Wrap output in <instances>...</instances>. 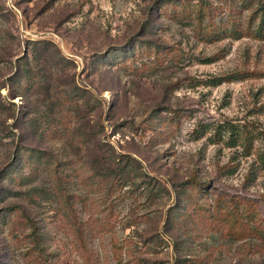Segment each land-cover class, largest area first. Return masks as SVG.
<instances>
[{"label": "rangeland", "instance_id": "1", "mask_svg": "<svg viewBox=\"0 0 264 264\" xmlns=\"http://www.w3.org/2000/svg\"><path fill=\"white\" fill-rule=\"evenodd\" d=\"M263 1L0 0V264H264ZM207 21L228 30L202 37ZM37 54L68 95L55 110L2 86ZM21 101L42 135L13 127ZM217 204L263 236L216 227Z\"/></svg>", "mask_w": 264, "mask_h": 264}, {"label": "trees", "instance_id": "2", "mask_svg": "<svg viewBox=\"0 0 264 264\" xmlns=\"http://www.w3.org/2000/svg\"><path fill=\"white\" fill-rule=\"evenodd\" d=\"M230 9L232 7L230 6ZM260 10L259 13H255L256 11ZM193 13V19L201 22L202 21V16H207L210 13V9H207L206 3H203L202 1H199L195 4L194 8H192ZM259 14V15H258ZM253 18L258 19L256 27L258 30H262L264 32V1L263 3L258 7V9H255L253 14L251 13L250 21H252ZM214 23H210V21H207L203 25V27H199V34H201L202 37H209L211 35H214L216 33V30H220L223 32H227L228 28L221 27L220 29H217V25ZM234 26V30L236 31H241L243 29H246L249 31V20L246 23L245 26L236 24L233 22L232 24ZM35 43H45L46 40H35ZM141 44L148 46L149 43L142 42L140 41ZM152 47L155 49L159 48L158 44H151ZM150 46V45H149ZM50 59H48L45 55H35L33 58H29L28 55H23L21 57L17 58V64L15 70L11 72L2 84V86L6 87V95L10 99L11 103H15L13 98L15 96L20 95L21 97L24 96V94L28 91L29 88L35 89V92L38 93V95L43 96V98H50L47 102H50V105L52 106L49 108L50 110L53 109L55 110V107L58 105L62 107L64 104V98H66L68 95L64 94L61 95L63 96L60 98V95L55 91L52 92L51 89V84L48 83L49 80H47L45 76V70L49 66ZM247 73H249V70H247ZM264 74V72H262ZM233 75H229L225 77L226 79H232ZM223 80L222 78H218V81ZM217 80H213V82H216ZM44 82V83H43ZM14 83L16 85H14ZM50 84V86H49ZM51 92V93H50ZM51 95V96H50ZM55 98V99H53ZM71 104H75L76 106H79L78 100L72 98H67ZM19 113L17 114V117H15V120L13 121V127H15L21 134L23 133L22 129H27L29 128L30 130H33L34 132L39 131L40 134L42 135L44 131L48 130V123L47 120L44 121V119H39V121L34 120V114H36L35 110L31 109L28 107L26 108V104L21 101L19 104ZM29 108V109H28ZM42 114V113H41ZM43 115V114H42ZM37 123L39 124L37 126ZM224 127L226 130L230 131L232 138L231 141H229L230 144H233L235 141V136H242L244 145L246 144L247 146L246 149L249 150V141H250V128H249V123H244L241 126V129H238V126L234 123H227L224 124ZM237 134V135H235ZM20 137V136H19ZM30 148V147H25ZM28 150V149H27ZM8 174L6 173L5 170L0 171V184L5 185L8 182H11ZM190 184H198V185H204V183L197 182L196 178L194 176L191 177L189 180ZM3 188V186H1ZM6 191H9L10 189L4 188ZM199 189V188H198ZM11 192V191H9ZM12 193V192H11ZM218 196V195H217ZM11 206L9 208L17 207L21 209V205L12 203L10 204ZM221 207L220 205H216L215 208L208 209L206 207V215L207 219L211 221V223H214L216 227L221 228L222 230H227V233L229 232L230 234L234 235L237 238H242L249 236V234H255L260 236L261 234L258 232V227L259 225L256 224V226L250 225L249 221V214H246V216L240 212L237 207L234 209L231 213L230 212H217L216 208ZM205 218V219H206ZM264 234V231H263ZM263 236V235H261Z\"/></svg>", "mask_w": 264, "mask_h": 264}]
</instances>
